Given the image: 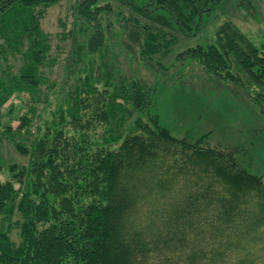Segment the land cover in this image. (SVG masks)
I'll return each instance as SVG.
<instances>
[{
    "label": "trees",
    "instance_id": "1",
    "mask_svg": "<svg viewBox=\"0 0 264 264\" xmlns=\"http://www.w3.org/2000/svg\"><path fill=\"white\" fill-rule=\"evenodd\" d=\"M61 1L0 0V154L7 140L27 160L5 165L0 156V264L251 263L264 241L263 175L239 164L243 147L209 145L207 134L174 136L150 110L145 82L117 77L110 62L118 3L133 12H117L122 44L148 58L169 52L175 25L190 31L212 0H78L73 27L61 26L72 46L58 84L60 115L33 132L29 112L49 104L44 68L55 64L42 21ZM177 56L232 82L264 112V42L255 44L232 20L218 27L214 43ZM23 92L34 102L28 110L2 111ZM6 116L22 123L14 129ZM179 152L181 169L200 173L176 191L168 173ZM151 199L168 208L148 225L139 210Z\"/></svg>",
    "mask_w": 264,
    "mask_h": 264
},
{
    "label": "rangeland",
    "instance_id": "2",
    "mask_svg": "<svg viewBox=\"0 0 264 264\" xmlns=\"http://www.w3.org/2000/svg\"><path fill=\"white\" fill-rule=\"evenodd\" d=\"M77 2L78 0H62L60 4L47 11L49 14L42 21L44 30L51 35L53 45L50 62L55 63L44 68V71L49 86L52 84L54 86L51 89L49 86H42L45 95L49 96V104L43 100L36 105V115L29 112L33 119V132L39 128L44 129L46 124L60 115L58 105L62 101L63 93L58 84L63 82L66 75V65L70 59L72 46L69 35L66 38L62 37L65 29L61 26L65 23L66 31L73 27L74 8ZM211 3L214 7L204 11L199 17L198 25L193 24L190 31L183 32L175 25L173 32L178 35V39L169 52L147 55L148 58L142 56L138 48L130 49L122 44L120 29L123 23L118 24L117 12L131 10L128 5L118 3V9L113 14L116 35L112 39L113 55L110 62L117 77L126 76L145 82L152 98L150 110L159 116L161 124L174 136L178 138L190 136L194 140L207 134L205 142L209 145L243 147L244 149L237 155L239 164L252 173L263 175L264 181V112L252 97L232 82L204 72L191 58L177 56L189 47L214 43L216 31L225 20H232L255 44L264 42V0H212ZM149 7L153 9L154 5ZM157 11L169 15L162 8ZM173 21L176 22L174 19ZM10 61L13 63L14 59L10 58ZM32 103L34 102L28 93H15L2 111L10 112L14 104L24 112ZM4 119L5 123L10 121L14 129L22 123L16 117H2V120ZM102 128L103 126H98L99 132H102ZM93 138L96 136L93 135ZM0 156L5 165L27 161L26 157L20 155L7 140L3 142ZM178 158L180 160H177L176 167L168 160V164L173 165L169 168L168 176L175 177L172 189L178 191L185 186V190H188L197 180L200 169L197 172L182 170L180 165L183 164L184 157L181 152ZM1 177L4 179L6 175L3 174ZM154 197L158 200L160 195ZM166 207L167 205L156 203L154 199L141 201L139 215L142 223L149 225L152 221L154 223L162 221ZM13 239L17 243L21 241L17 231L13 233ZM257 246L262 247V250H259V247L253 248L250 255L252 262L249 264H264V241L261 240ZM243 256L244 254L241 258Z\"/></svg>",
    "mask_w": 264,
    "mask_h": 264
}]
</instances>
